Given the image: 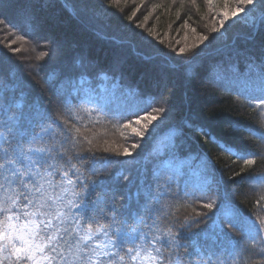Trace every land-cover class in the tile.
<instances>
[{
    "label": "trees",
    "instance_id": "obj_1",
    "mask_svg": "<svg viewBox=\"0 0 264 264\" xmlns=\"http://www.w3.org/2000/svg\"><path fill=\"white\" fill-rule=\"evenodd\" d=\"M0 135V222L48 220L49 264H264V0H0Z\"/></svg>",
    "mask_w": 264,
    "mask_h": 264
},
{
    "label": "rangeland",
    "instance_id": "obj_2",
    "mask_svg": "<svg viewBox=\"0 0 264 264\" xmlns=\"http://www.w3.org/2000/svg\"><path fill=\"white\" fill-rule=\"evenodd\" d=\"M236 13H245L236 8ZM99 93H96L93 88L90 90L84 88L89 93V97L100 100L103 99L101 92L104 89L102 85L97 86ZM2 136L0 135V143ZM203 160L192 164L191 160H185L173 166L175 169H179L184 166L188 170V174L191 180L199 187H205L212 185L213 180L211 177L206 176L204 168L202 166ZM43 225V226H40ZM50 222L43 221L36 213L23 212L13 213L5 217L0 222V262L7 258L13 259H27L29 264H49L48 255L45 253V248L49 243V240L53 236L51 232ZM44 231H40V229ZM254 231L259 230L256 223H252ZM77 235L82 243L88 242L91 244V252L89 254V262L96 263L99 260L108 258L114 253L113 243L110 239L100 236L99 232H93L90 230H79ZM128 258L135 264H159L160 258L148 251L143 252L139 250L128 251ZM170 264H180L174 262Z\"/></svg>",
    "mask_w": 264,
    "mask_h": 264
}]
</instances>
